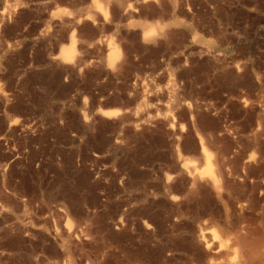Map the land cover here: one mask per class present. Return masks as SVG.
<instances>
[{"label": "rangeland", "instance_id": "rangeland-1", "mask_svg": "<svg viewBox=\"0 0 264 264\" xmlns=\"http://www.w3.org/2000/svg\"><path fill=\"white\" fill-rule=\"evenodd\" d=\"M258 260L264 0H0V264Z\"/></svg>", "mask_w": 264, "mask_h": 264}, {"label": "bare ground", "instance_id": "bare-ground-1", "mask_svg": "<svg viewBox=\"0 0 264 264\" xmlns=\"http://www.w3.org/2000/svg\"><path fill=\"white\" fill-rule=\"evenodd\" d=\"M73 44V43H72ZM73 50H72V46H70L68 49H66L65 51H64V58L66 59V58H69L70 56H69V54L72 52ZM73 53V52H72ZM113 111V110H112ZM107 114V113H106ZM108 114H110V113H108ZM210 167V166H209ZM208 167V168H209ZM207 168V167H206ZM214 172V171H213ZM216 179H217V177H216ZM212 186V185H211ZM201 241V240H200ZM253 241V240H252ZM247 242V241H246ZM251 246V245H250ZM252 246H253V244H252ZM215 248V247H214ZM253 250H255V249H253ZM209 253V252H208ZM258 263L259 264H264V261L262 262V261H260V260H258ZM244 264V263H243ZM257 264V263H256Z\"/></svg>", "mask_w": 264, "mask_h": 264}]
</instances>
